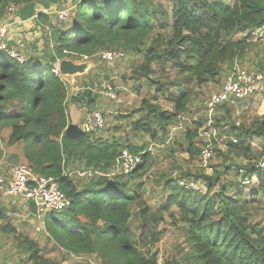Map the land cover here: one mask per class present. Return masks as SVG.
<instances>
[{
	"label": "trees",
	"instance_id": "16d2710c",
	"mask_svg": "<svg viewBox=\"0 0 264 264\" xmlns=\"http://www.w3.org/2000/svg\"><path fill=\"white\" fill-rule=\"evenodd\" d=\"M36 1L0 0V21L12 4H27L16 15L26 19L38 12L36 22L46 21L47 35L44 58L29 55L19 62L0 51V132L9 127L7 136L0 137V159L5 149L13 155L11 160L24 156L37 173L54 176L72 200L69 208L44 219L51 241L70 255L72 261L67 264H93L91 256L97 255L99 264H264V223L255 222L250 211L264 196V173L254 161L264 154H256L253 147L254 137H264V118H255L248 126L226 125L219 136L214 135L215 146L218 137L224 136L227 149H217L221 162L212 175L190 171L164 181L157 178L155 182L167 193L162 209L174 217L173 208H177L187 246L182 258L161 263L157 253L144 255L129 232L133 206H140L141 212L146 209L147 180L143 179L153 155L146 144L134 143L128 134L122 140L116 134L105 137L71 125V103L91 108L99 94L86 82L83 92L70 96L71 82L56 72L63 58L81 61L103 50L143 54L135 70L143 82H134L133 87L141 92L146 86L155 95L143 98L138 115L116 116L128 129L123 123L113 129L119 133L131 129L159 141H165V136L169 143L174 125L190 109L191 92L183 86L194 81L220 83L227 68L226 77L236 69V60H242L251 45L248 39L264 28V0H170V10L152 0H73L76 12L66 21H60L57 14L52 23L54 12L38 8ZM240 31L248 35L235 38ZM160 95L171 110L154 101ZM220 106L229 110L235 105ZM207 115L212 122L213 117ZM222 121L215 119L217 124ZM205 122L199 120L194 128H185L187 152L193 158L200 157L202 148L196 141L203 142ZM174 145L184 147L177 141ZM123 150L142 154L141 164L129 174L122 168ZM240 158L246 163L241 164ZM114 165L115 173H111ZM230 174L235 178L222 180ZM253 175L258 181L243 184L245 177ZM184 177L205 179V189L182 184ZM0 220L1 231L25 253L22 264H65L44 256L45 234L37 240L19 231L2 208Z\"/></svg>",
	"mask_w": 264,
	"mask_h": 264
},
{
	"label": "rangeland",
	"instance_id": "374dc122",
	"mask_svg": "<svg viewBox=\"0 0 264 264\" xmlns=\"http://www.w3.org/2000/svg\"><path fill=\"white\" fill-rule=\"evenodd\" d=\"M152 1H154L153 4H164V7L169 10L172 6L170 0ZM227 1L229 3L233 2V0ZM36 3L38 4V8L41 9L42 7L48 10L52 8L51 10L54 13L52 14L53 18H51L50 23H52V21H57V13L63 8H70L72 14L76 12V4L73 0H38ZM26 5L27 4H21L20 6L15 5L17 8L16 14L22 11V8ZM36 8H33V11H36ZM9 16L10 15L5 16L4 20H7ZM28 19L29 18H23V22H18L12 25L13 29L16 28L17 32L11 30L8 39L9 45L18 48L25 56L36 53L35 56L44 58L45 55L43 52V45L45 44V40L47 38V35L45 34L46 21L37 23L36 21L29 22L33 19L32 17L30 20ZM246 35H248L247 31H240L235 35V38H243ZM248 40L251 41L248 52L242 60H236V66L240 65L249 69L258 68L264 70V35L259 36L254 34ZM99 53L93 56V58L78 61L83 62L91 59L94 61L96 65L90 70V73L93 72L90 76L93 77L92 79H90V76L84 77V79L82 77H80L81 79L79 80L76 79L77 81L75 80L76 82L74 81V83L78 84L73 86L75 89L72 88V85L70 86L69 95L73 96L75 94L77 95L79 92H83L82 86L85 84L86 80L88 85L91 84L90 88L96 94H99L95 100V105L91 108H87H90L91 110H99L106 117L105 127L98 130L96 129L94 132L105 137H110L116 134L117 136H121V139L125 138L128 134L134 143L147 145V148L150 150L153 158L149 162V169L145 173L143 179L147 180L144 193L146 209L141 212L140 206H133V217L129 223V232L136 246L146 256H151L153 253H157L158 260L161 263H164L167 259L172 257H178V259L182 258L187 250V246L185 244V232L181 215L179 214L177 208H173L175 210L174 217L171 216L169 212L162 209L167 193L163 192V185L161 183L158 184L155 181L159 177H162L163 181L164 178H167L168 176L177 178L181 174H185L187 172L189 173L190 171L212 175L216 169V165L221 162L218 150L226 151L227 149L226 144L224 143L225 137H218L219 141L215 146V154L211 162V167L209 169H205L200 165L199 157L193 158L191 154L187 152L188 142L185 140V128H194L195 122L199 120H206L204 125L201 127V135L205 130H207L211 133L213 138L215 134L219 136L220 131L224 130L226 125L236 123L237 125L242 124L244 126H248L253 119L264 118V95L256 98L251 97L245 99L239 102L237 106L230 107L229 110L222 106H217L218 109L215 110H207L205 101L214 91H217L223 86L226 80V73L230 70V68H227L220 83L209 82L201 85L197 81H194L193 83L185 84L183 86L184 88L187 87V89L191 92V100L189 102L190 109L188 112L183 113L179 123L174 125L175 127L172 129V140L169 143H166L168 137L164 139V136L163 140L165 141H159L158 139H153L151 135L141 132L135 133L131 129L129 130V133H119L113 129L114 125L123 123L127 129L129 127L126 126L125 121L116 118V116L119 114H130L132 112L135 113V116L138 115L136 113L142 106L143 98H150L155 95V93L154 89L149 91L146 86L142 88L141 92H138L133 87L134 82H143V80H141L138 77L139 75L135 72L136 68L142 64V60L144 59L143 54L126 53L125 59L108 63L98 57ZM156 74L160 75L161 72L157 71ZM77 85L80 89H76L78 87ZM109 87H112L115 90L117 93L116 97H112L108 94ZM178 88L182 87H176V90H179ZM158 98L159 99L154 101L161 103L162 107L166 110L172 109V106L165 101L164 96L160 95ZM87 108H82V111H80V118L82 121L79 122V126H77L80 129H82L85 122L86 113L88 111ZM207 113L213 117L212 122L208 120ZM216 118L223 119L221 124L215 123ZM8 130L9 127H6L3 133L0 132L1 139L6 137ZM176 141L181 142L184 147L180 148L178 145H174ZM196 142H198L202 148L205 141L203 138V142L201 139H198ZM253 147L256 148V154L261 152L264 154V137H254ZM171 148H174L175 151H171ZM4 154L3 158L0 159L1 173L7 174L13 164L28 162L24 156H21L23 158H20L18 161H15L14 159L11 160V158L14 157L7 154L6 149ZM262 159H264V155L261 158H256L254 161H257L258 164ZM238 161L241 164L246 163V161L242 158ZM117 165L120 167L121 162H118ZM111 173H115V165L112 167ZM231 174L229 177L224 175L222 180L228 181L234 179L235 177L231 176ZM192 180H194V178L184 177L181 179V182H190ZM202 181L206 184L205 179ZM249 188L250 187L245 190L249 191ZM29 207L30 203L23 197L13 198L1 196L0 198V208L4 209L7 216L12 218V223L17 226L19 231L25 232L37 240L45 234L41 243L44 256L54 261L61 260L65 264H67L68 261H72L70 255H67L66 251H64L61 247H58L49 238L48 232H46L45 220H43L45 218L29 220L30 218L27 216ZM250 211L255 222L261 224L264 223V196L262 194L260 195L258 202L255 203L254 206L250 207ZM24 259H26V257L22 249L19 248L17 243H15L12 238L7 237L0 229V264H22ZM90 260L93 264L101 263V259L98 255L91 256Z\"/></svg>",
	"mask_w": 264,
	"mask_h": 264
},
{
	"label": "built area",
	"instance_id": "2783aa9c",
	"mask_svg": "<svg viewBox=\"0 0 264 264\" xmlns=\"http://www.w3.org/2000/svg\"><path fill=\"white\" fill-rule=\"evenodd\" d=\"M16 6H9L7 15L8 20L0 21V51L7 53L10 57L24 62L26 56L16 47L9 45L8 39L12 30V25L18 23L16 15ZM45 11H52L45 9ZM71 13L70 8H63L59 11L58 19L66 21ZM13 15V16H12ZM38 12L32 16V20L36 21ZM31 18V17H30ZM30 18L28 20H30ZM19 19V18H18ZM21 19L19 22H23ZM255 34L264 35V28L257 29ZM100 58L108 63L121 61L126 58V53L123 50H106L99 53ZM56 72H59L58 69ZM108 94L116 97L117 93L112 87H109ZM264 95V72L255 68H245L237 66L225 80L223 86L214 91L205 101V105L210 110L224 103H231L237 106L239 102L248 99L256 98ZM106 117L96 109L88 110L85 117V122L82 126L84 132H91L105 127ZM204 144L200 153V165L209 169L212 159L215 154V145L211 133L205 130L202 133ZM142 162V154L132 153L129 150H123L122 168L126 174L133 172ZM258 170L264 173V159L258 163ZM257 175L245 177L242 182L245 185H250L258 181ZM195 190H203L205 184L203 181H182ZM1 196L8 197H23L30 203L27 216L30 219H42L47 214L59 212L71 206L72 200L68 197L65 191L61 188L58 180L52 175H44L37 173L28 162H19L11 165L8 173L0 172V198ZM29 206V205H28ZM44 220V219H43Z\"/></svg>",
	"mask_w": 264,
	"mask_h": 264
},
{
	"label": "water",
	"instance_id": "95a60500",
	"mask_svg": "<svg viewBox=\"0 0 264 264\" xmlns=\"http://www.w3.org/2000/svg\"><path fill=\"white\" fill-rule=\"evenodd\" d=\"M95 65L92 59L78 62L72 58H63L58 62V71L64 77H73L88 74Z\"/></svg>",
	"mask_w": 264,
	"mask_h": 264
},
{
	"label": "crops",
	"instance_id": "0c3cea01",
	"mask_svg": "<svg viewBox=\"0 0 264 264\" xmlns=\"http://www.w3.org/2000/svg\"><path fill=\"white\" fill-rule=\"evenodd\" d=\"M18 18H17V21L18 22L21 19H23V17H21V16H19ZM4 21H6V20H4ZM1 22H3V20ZM29 22H31V21H29ZM12 30L15 31V32H17L16 28L15 29L12 28ZM34 55H36V53H33V56ZM85 75H87V74H84V75H76V76H73V77H67V79H68L69 82H71L72 88L75 89V87H73V86H76L75 84H78V83H74V81L76 79L77 80L81 79L80 76H85ZM83 79H84V77H83ZM83 85H86V80H85V84H83ZM76 89H80L79 86ZM82 90H84V86H82ZM82 108H85V107H83V104L80 103V102L78 104L77 103L75 104L73 102L71 103V105L69 107L70 124L75 125V126H79V122L82 121L81 118H80V113H81L80 111H82ZM7 134H8V131H7ZM11 156L13 157V155H11ZM20 158H23V157L20 156Z\"/></svg>",
	"mask_w": 264,
	"mask_h": 264
}]
</instances>
